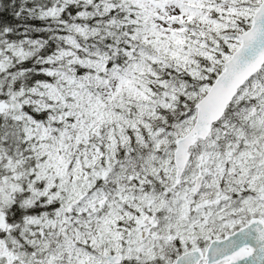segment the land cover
<instances>
[{
  "label": "snow or ice",
  "instance_id": "obj_1",
  "mask_svg": "<svg viewBox=\"0 0 264 264\" xmlns=\"http://www.w3.org/2000/svg\"><path fill=\"white\" fill-rule=\"evenodd\" d=\"M0 264H264V0H0Z\"/></svg>",
  "mask_w": 264,
  "mask_h": 264
}]
</instances>
